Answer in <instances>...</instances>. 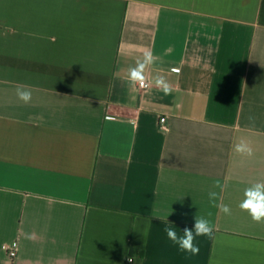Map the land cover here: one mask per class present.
<instances>
[{
	"label": "crops",
	"instance_id": "crops-1",
	"mask_svg": "<svg viewBox=\"0 0 264 264\" xmlns=\"http://www.w3.org/2000/svg\"><path fill=\"white\" fill-rule=\"evenodd\" d=\"M255 182L264 0H0V264H264V223L239 208ZM196 217L214 236L191 256L164 228Z\"/></svg>",
	"mask_w": 264,
	"mask_h": 264
},
{
	"label": "clouds",
	"instance_id": "clouds-1",
	"mask_svg": "<svg viewBox=\"0 0 264 264\" xmlns=\"http://www.w3.org/2000/svg\"><path fill=\"white\" fill-rule=\"evenodd\" d=\"M158 57L153 55L150 50H145L142 59H138L135 66L130 67L127 73V80L131 86L143 87L147 82L146 70L157 61ZM155 85L161 89L165 95H168L172 91L170 83L163 76H156L154 79ZM17 98L25 104H29L32 101V89L26 85H18L16 87ZM249 121L254 125L255 118L249 116ZM233 150L240 154L251 157L253 155V149L248 142L241 139L238 143H235ZM216 187L224 190L225 185H221L220 181H216ZM244 199L239 203V208L242 211L248 213L251 219L257 223H264V182H255L245 188L243 193ZM217 199L216 192L209 193V200L214 206L219 207L220 211L230 215L231 209L228 205L219 204L216 205ZM169 223V222H168ZM171 225V223H169ZM164 232L167 238L183 252L190 254L191 256H197L200 253V247L197 243L198 237H207L209 239L214 236V226L205 218H195L194 224L191 228L184 227L178 234L175 228L168 226L164 228Z\"/></svg>",
	"mask_w": 264,
	"mask_h": 264
},
{
	"label": "built area",
	"instance_id": "built-area-1",
	"mask_svg": "<svg viewBox=\"0 0 264 264\" xmlns=\"http://www.w3.org/2000/svg\"><path fill=\"white\" fill-rule=\"evenodd\" d=\"M171 71L174 72V73H179L180 70L175 69V70H171ZM141 88H142V89H147V88H149V84L146 82V84H145L143 87H141ZM161 127H162V129H164V130L167 129V126H166V119H165V118L161 119ZM18 248H19V246H17L16 249H13V250H11V251L9 252V257H10V259H15V258L17 257ZM129 262H130V263L133 262V259H132L131 257L129 258Z\"/></svg>",
	"mask_w": 264,
	"mask_h": 264
}]
</instances>
